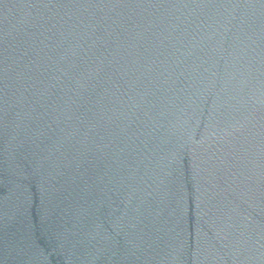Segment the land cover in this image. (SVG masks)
<instances>
[{
    "label": "water",
    "instance_id": "95a60500",
    "mask_svg": "<svg viewBox=\"0 0 264 264\" xmlns=\"http://www.w3.org/2000/svg\"><path fill=\"white\" fill-rule=\"evenodd\" d=\"M0 264H264V0H0Z\"/></svg>",
    "mask_w": 264,
    "mask_h": 264
}]
</instances>
